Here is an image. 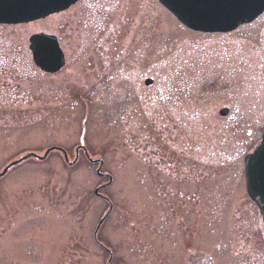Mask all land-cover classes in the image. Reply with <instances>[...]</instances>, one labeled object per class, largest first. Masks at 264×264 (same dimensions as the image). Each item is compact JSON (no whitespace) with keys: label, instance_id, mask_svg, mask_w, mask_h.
I'll use <instances>...</instances> for the list:
<instances>
[{"label":"rangeland","instance_id":"obj_1","mask_svg":"<svg viewBox=\"0 0 264 264\" xmlns=\"http://www.w3.org/2000/svg\"><path fill=\"white\" fill-rule=\"evenodd\" d=\"M36 32L59 38V73L31 63ZM263 131L264 13L203 34L158 0H81L0 26V173L50 148L72 163L83 138L113 178L82 151L74 166L54 152L12 169L0 179V264H107L93 240L110 208L101 196L112 205L98 232L111 264H264L242 165Z\"/></svg>","mask_w":264,"mask_h":264},{"label":"water","instance_id":"obj_2","mask_svg":"<svg viewBox=\"0 0 264 264\" xmlns=\"http://www.w3.org/2000/svg\"><path fill=\"white\" fill-rule=\"evenodd\" d=\"M78 1L79 0H0V25L27 24L43 20L51 15L66 11V9H69ZM158 1L176 17L182 25L193 31L209 34L230 33L241 25L252 23L264 13V0ZM57 40L56 36L47 35V33L34 34L29 38L28 43L33 63L45 73H57L65 64L64 54ZM149 83L147 82V84ZM228 112L229 109H222L220 115L226 117ZM80 148L84 150L83 152L86 151L83 142H81ZM80 148H78L77 151ZM57 150H60L64 154L68 162L66 153L58 148L48 150L44 153L45 155L43 157L34 153H28L7 165L2 173H0V178H3L10 170L28 160L34 159L43 162L50 152ZM85 153L87 154V152ZM89 160L93 164L100 163L101 169L103 161H94L90 158ZM73 163L75 164V162ZM100 169L97 171L99 175ZM245 176L247 193L250 199L258 206L264 223V135L262 141L258 144L253 153L246 155Z\"/></svg>","mask_w":264,"mask_h":264},{"label":"flooded vegetation","instance_id":"obj_3","mask_svg":"<svg viewBox=\"0 0 264 264\" xmlns=\"http://www.w3.org/2000/svg\"><path fill=\"white\" fill-rule=\"evenodd\" d=\"M221 35H224V34H221ZM220 55V54H219ZM149 79H152L151 80V84L149 85V86H146V87H150V86H153V85H155V83H156V79H155V77H151V78H149ZM145 80H147V79H145ZM146 82V81H145ZM80 152H81V150L79 151V155H80ZM104 176H102V177H104V179L105 178H108V175H105V173L103 174ZM108 181H109V179H108ZM101 198H103L104 200H105V202H107L108 201V199H105V197H102L101 196ZM99 243V247H100V249L101 250H103V251H105L108 255H109V253H108V249L102 244V243H100V242H98ZM109 257H110V255H109Z\"/></svg>","mask_w":264,"mask_h":264}]
</instances>
